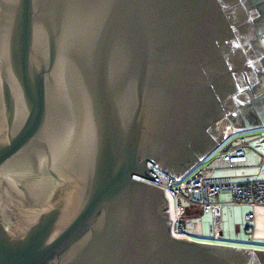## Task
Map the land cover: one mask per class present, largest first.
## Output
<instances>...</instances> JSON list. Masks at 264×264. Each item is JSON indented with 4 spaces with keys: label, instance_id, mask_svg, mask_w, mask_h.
I'll return each instance as SVG.
<instances>
[{
    "label": "water",
    "instance_id": "95a60500",
    "mask_svg": "<svg viewBox=\"0 0 264 264\" xmlns=\"http://www.w3.org/2000/svg\"><path fill=\"white\" fill-rule=\"evenodd\" d=\"M234 1L0 0V264H264L171 236L134 177H183L233 131Z\"/></svg>",
    "mask_w": 264,
    "mask_h": 264
},
{
    "label": "built area",
    "instance_id": "2783aa9c",
    "mask_svg": "<svg viewBox=\"0 0 264 264\" xmlns=\"http://www.w3.org/2000/svg\"><path fill=\"white\" fill-rule=\"evenodd\" d=\"M228 133L222 143L190 172L180 178L161 171L157 166L148 163L154 180L134 176L145 183L163 189L169 211L168 232L171 236L189 241L207 242L203 238L199 223L187 225L186 210L183 200L201 205L202 210L212 214V239L220 237V216L222 206L228 204L264 205V179L246 173L216 174V171L242 167L247 164L242 139L237 128ZM228 193L230 201L219 202L220 194ZM252 214L247 213L246 218Z\"/></svg>",
    "mask_w": 264,
    "mask_h": 264
},
{
    "label": "crops",
    "instance_id": "0c3cea01",
    "mask_svg": "<svg viewBox=\"0 0 264 264\" xmlns=\"http://www.w3.org/2000/svg\"><path fill=\"white\" fill-rule=\"evenodd\" d=\"M257 82L251 89H248L247 100L240 109L233 113L231 123V127L237 128L238 135L242 139L247 155V164L242 167L219 170L216 171V174L246 173L254 175L258 179H264V71ZM222 201H230V197L219 202ZM228 205H235L238 209L235 213L234 225L237 233L243 235V237L241 236L239 238L241 241L237 243H224V245L264 251V205ZM247 213H251L252 217L246 218ZM222 234L223 231L220 227V236Z\"/></svg>",
    "mask_w": 264,
    "mask_h": 264
},
{
    "label": "rangeland",
    "instance_id": "374dc122",
    "mask_svg": "<svg viewBox=\"0 0 264 264\" xmlns=\"http://www.w3.org/2000/svg\"><path fill=\"white\" fill-rule=\"evenodd\" d=\"M248 9L255 8L257 14L261 15L262 13V21L261 17H256L252 21V26L254 27L256 31V38L258 40H255L252 42L251 46H249L248 49H254L257 53L263 55V59L259 62V70H254L255 75L257 76V79L264 71V0H258L257 6L250 5V3L247 4ZM263 35V36H262ZM254 86V85H253ZM248 91V89H247ZM229 123L231 125L232 120L228 119ZM187 172V170L182 174L184 175ZM217 173V172H216ZM229 198L228 193H223L218 196V200H223L226 198ZM182 204L186 208V219H187V225H192L196 222L201 224L202 227V233L203 238L205 241L210 243H237L241 240L239 238L243 235L238 234L234 225L235 221V213L237 212V207L235 205H225L221 208V216H220V227L223 231V234L220 236L218 240H213L212 232H213V220H212V214L209 211L202 210L201 205H195L188 200H183ZM197 209V210H196ZM196 210V212H194ZM199 213V214H196ZM246 237V236H245Z\"/></svg>",
    "mask_w": 264,
    "mask_h": 264
},
{
    "label": "flooded vegetation",
    "instance_id": "af4514ba",
    "mask_svg": "<svg viewBox=\"0 0 264 264\" xmlns=\"http://www.w3.org/2000/svg\"><path fill=\"white\" fill-rule=\"evenodd\" d=\"M233 3H234V11L231 12L232 13L231 15L234 18H237V20H241L244 22L242 30H241V34L243 35V38L245 40L244 42L246 46L245 51L246 53L248 52L249 59H251V63L248 69L249 72L247 73V77L245 78V80H243L242 82L243 88L240 93L243 96L244 91L246 89H251L253 85L257 82L258 79H257V76L254 74L255 73L254 70L260 71L259 62L263 59V55L257 53L254 49H248L249 46H251L252 42H254L255 40H258V38L254 39L256 38L257 34H255L254 27L252 26V21L256 17H261V21H262V13L261 15H259L254 10L255 8L248 9L247 7L248 3H250V5L257 6L258 0H236V4H235V1ZM248 34L250 35L249 38L244 37V36H247ZM242 96L239 99L236 97L237 105L242 103V100H243ZM232 116L233 114L228 113L227 116H225V118L232 120ZM172 172L176 173V171H172Z\"/></svg>",
    "mask_w": 264,
    "mask_h": 264
}]
</instances>
